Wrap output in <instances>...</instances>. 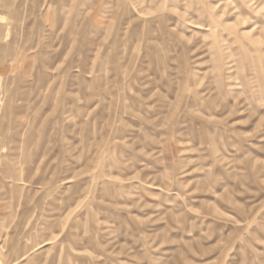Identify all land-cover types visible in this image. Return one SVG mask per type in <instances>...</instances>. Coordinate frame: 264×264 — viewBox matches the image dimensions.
<instances>
[{"label":"rangeland","instance_id":"rangeland-1","mask_svg":"<svg viewBox=\"0 0 264 264\" xmlns=\"http://www.w3.org/2000/svg\"><path fill=\"white\" fill-rule=\"evenodd\" d=\"M0 264H264V0H0Z\"/></svg>","mask_w":264,"mask_h":264}]
</instances>
